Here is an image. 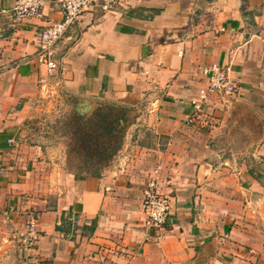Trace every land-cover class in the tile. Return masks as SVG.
<instances>
[{"label": "crops", "instance_id": "1", "mask_svg": "<svg viewBox=\"0 0 264 264\" xmlns=\"http://www.w3.org/2000/svg\"><path fill=\"white\" fill-rule=\"evenodd\" d=\"M18 1L0 0V264H264V0L93 7L50 76L36 53L61 7L18 20ZM212 64L229 68L233 94L210 91ZM84 101L125 108L127 125L113 164L76 179L65 145L26 127ZM156 176L173 209L148 239ZM32 213L40 239L27 249L17 234Z\"/></svg>", "mask_w": 264, "mask_h": 264}, {"label": "built area", "instance_id": "2", "mask_svg": "<svg viewBox=\"0 0 264 264\" xmlns=\"http://www.w3.org/2000/svg\"><path fill=\"white\" fill-rule=\"evenodd\" d=\"M119 0H58L63 12V18L48 27L40 37L36 60L50 76L59 69V62L55 57L57 44L64 38L68 29L79 22L83 15L93 7L100 8L105 13L113 12ZM46 0H19L14 8L18 20L40 17ZM204 74L210 80V91L233 94L236 86L229 77V68L219 64H212L204 69ZM45 80H42L44 82ZM196 108H199L197 104ZM142 209L145 217L144 226L148 231L147 238L162 239L161 231L169 226L172 216L173 203L170 195L161 193L157 176L151 178L143 190ZM24 232H19V243L27 248H33L40 239L38 218L35 214L28 216Z\"/></svg>", "mask_w": 264, "mask_h": 264}, {"label": "trees", "instance_id": "3", "mask_svg": "<svg viewBox=\"0 0 264 264\" xmlns=\"http://www.w3.org/2000/svg\"><path fill=\"white\" fill-rule=\"evenodd\" d=\"M127 115L128 110L123 107L104 105L92 116H81L73 111L68 120L57 122L62 133L69 138L67 162L79 160L84 164L80 170L84 174L75 173L76 179L98 176L113 163L123 148L126 126H122V122L126 125Z\"/></svg>", "mask_w": 264, "mask_h": 264}, {"label": "rangeland", "instance_id": "4", "mask_svg": "<svg viewBox=\"0 0 264 264\" xmlns=\"http://www.w3.org/2000/svg\"><path fill=\"white\" fill-rule=\"evenodd\" d=\"M97 107L98 106H96L94 108L93 113L95 112ZM73 110H74L73 107L70 109H67L66 107H62V108H59L53 112H48L42 117L38 116V117L32 118L29 121L30 123L28 122L29 125L27 124L28 127H26V129H27L26 134H37V133L50 134V136L52 138H54L53 141H57V142L65 145L66 153H67L69 138H67L62 133L60 126L59 127L57 126V122L60 120L63 121L64 119H65V121L68 120L69 119V113L73 112ZM92 114L90 116H92ZM126 125H127V123H126ZM56 128H58V129H56ZM125 129H126V127H125ZM123 145H124V143H123ZM116 158L114 159V161L116 160ZM82 166H84V164L82 162H80L79 160H73L70 163H67L68 170L74 174L75 173H78L80 175L84 174L80 171ZM69 167L70 168L72 167V169L70 170ZM104 170H106V169H104Z\"/></svg>", "mask_w": 264, "mask_h": 264}, {"label": "water", "instance_id": "5", "mask_svg": "<svg viewBox=\"0 0 264 264\" xmlns=\"http://www.w3.org/2000/svg\"><path fill=\"white\" fill-rule=\"evenodd\" d=\"M77 114L81 116H90L93 113V104L89 101L80 102L75 108ZM122 126H125V123L122 122Z\"/></svg>", "mask_w": 264, "mask_h": 264}]
</instances>
